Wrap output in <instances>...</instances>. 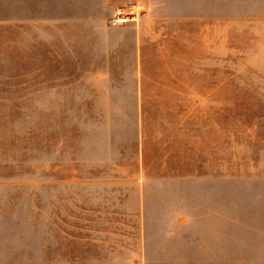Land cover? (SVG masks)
<instances>
[{
	"label": "rangeland",
	"instance_id": "1",
	"mask_svg": "<svg viewBox=\"0 0 264 264\" xmlns=\"http://www.w3.org/2000/svg\"><path fill=\"white\" fill-rule=\"evenodd\" d=\"M36 7L0 0V245L234 242L264 264V0H130L121 41L40 40Z\"/></svg>",
	"mask_w": 264,
	"mask_h": 264
},
{
	"label": "crops",
	"instance_id": "2",
	"mask_svg": "<svg viewBox=\"0 0 264 264\" xmlns=\"http://www.w3.org/2000/svg\"><path fill=\"white\" fill-rule=\"evenodd\" d=\"M36 1L38 12L35 25L40 40L121 41L125 34L116 32L117 30L127 28L134 31L135 28L134 24H126V27L110 25L116 11L130 0ZM14 7L18 8L16 5ZM138 31L140 34V29ZM138 35L132 36L134 45ZM0 264L253 263L238 262L237 246L234 242L144 240L3 244L0 245Z\"/></svg>",
	"mask_w": 264,
	"mask_h": 264
}]
</instances>
